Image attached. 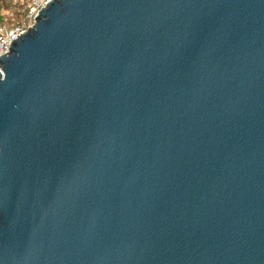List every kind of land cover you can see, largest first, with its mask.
Segmentation results:
<instances>
[{"label": "water", "instance_id": "obj_1", "mask_svg": "<svg viewBox=\"0 0 264 264\" xmlns=\"http://www.w3.org/2000/svg\"><path fill=\"white\" fill-rule=\"evenodd\" d=\"M0 55V264H264V0H49Z\"/></svg>", "mask_w": 264, "mask_h": 264}, {"label": "built area", "instance_id": "obj_2", "mask_svg": "<svg viewBox=\"0 0 264 264\" xmlns=\"http://www.w3.org/2000/svg\"><path fill=\"white\" fill-rule=\"evenodd\" d=\"M23 2L24 0H13ZM49 0H30L26 6V14L23 21L12 24L11 26L0 25V55L9 50L10 43L19 34L33 25L34 18L38 10L43 7Z\"/></svg>", "mask_w": 264, "mask_h": 264}, {"label": "rangeland", "instance_id": "obj_3", "mask_svg": "<svg viewBox=\"0 0 264 264\" xmlns=\"http://www.w3.org/2000/svg\"><path fill=\"white\" fill-rule=\"evenodd\" d=\"M30 0L22 3L13 0H0V25L11 26L23 21L26 14V6Z\"/></svg>", "mask_w": 264, "mask_h": 264}]
</instances>
